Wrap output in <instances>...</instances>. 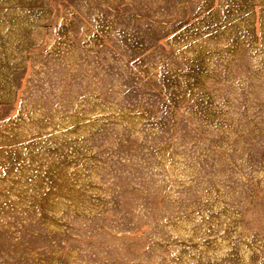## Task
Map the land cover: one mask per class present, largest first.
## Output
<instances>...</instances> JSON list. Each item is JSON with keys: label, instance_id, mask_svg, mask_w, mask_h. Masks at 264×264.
Returning a JSON list of instances; mask_svg holds the SVG:
<instances>
[{"label": "rangeland", "instance_id": "obj_1", "mask_svg": "<svg viewBox=\"0 0 264 264\" xmlns=\"http://www.w3.org/2000/svg\"><path fill=\"white\" fill-rule=\"evenodd\" d=\"M0 264H264V0H0Z\"/></svg>", "mask_w": 264, "mask_h": 264}]
</instances>
